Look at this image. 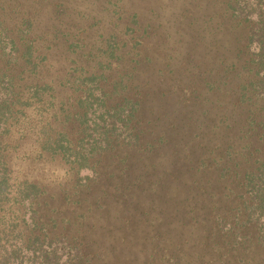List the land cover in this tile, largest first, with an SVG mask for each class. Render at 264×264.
<instances>
[{"label":"trees","instance_id":"trees-1","mask_svg":"<svg viewBox=\"0 0 264 264\" xmlns=\"http://www.w3.org/2000/svg\"><path fill=\"white\" fill-rule=\"evenodd\" d=\"M77 1L0 0V264H264V0Z\"/></svg>","mask_w":264,"mask_h":264},{"label":"rangeland","instance_id":"rangeland-1","mask_svg":"<svg viewBox=\"0 0 264 264\" xmlns=\"http://www.w3.org/2000/svg\"><path fill=\"white\" fill-rule=\"evenodd\" d=\"M162 2H170V0H162ZM96 0H86V1H77L73 5L74 10V17H72V29L76 30L77 38H81L83 41L82 43L89 48L90 46L94 45V40L96 39L97 34L93 33H79L82 30H85L89 27H92V32L96 30L97 33L104 32L105 29V23L108 21V19L105 18V16L101 13V6L98 4ZM125 9L131 11L130 8L126 7ZM144 13H147L144 11ZM121 23L120 21L118 22ZM122 25L118 27V29H121ZM94 29V30H93ZM108 31V29H106ZM87 37V38H85ZM103 39V38H101ZM17 160H21L20 156H16ZM18 168V167H17ZM21 174L20 176H26L28 178L39 180V181H49V180H55L59 179L61 180L64 177L63 170L56 169L55 167H43L42 169H33L32 167H24L22 166L20 168Z\"/></svg>","mask_w":264,"mask_h":264}]
</instances>
